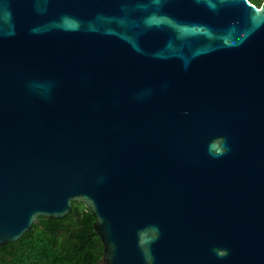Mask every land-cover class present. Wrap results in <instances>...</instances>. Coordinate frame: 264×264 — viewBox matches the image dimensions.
Here are the masks:
<instances>
[{
  "label": "water",
  "instance_id": "1",
  "mask_svg": "<svg viewBox=\"0 0 264 264\" xmlns=\"http://www.w3.org/2000/svg\"><path fill=\"white\" fill-rule=\"evenodd\" d=\"M72 202L95 264H264V1L0 0V245Z\"/></svg>",
  "mask_w": 264,
  "mask_h": 264
},
{
  "label": "trees",
  "instance_id": "2",
  "mask_svg": "<svg viewBox=\"0 0 264 264\" xmlns=\"http://www.w3.org/2000/svg\"><path fill=\"white\" fill-rule=\"evenodd\" d=\"M93 222L81 202L61 219L38 217L19 239L0 245V264H95L103 246Z\"/></svg>",
  "mask_w": 264,
  "mask_h": 264
},
{
  "label": "flooded vegetation",
  "instance_id": "3",
  "mask_svg": "<svg viewBox=\"0 0 264 264\" xmlns=\"http://www.w3.org/2000/svg\"><path fill=\"white\" fill-rule=\"evenodd\" d=\"M248 1L250 3H253L254 5H256L257 7H259L264 0H248ZM257 2H259V3H257Z\"/></svg>",
  "mask_w": 264,
  "mask_h": 264
},
{
  "label": "clouds",
  "instance_id": "4",
  "mask_svg": "<svg viewBox=\"0 0 264 264\" xmlns=\"http://www.w3.org/2000/svg\"><path fill=\"white\" fill-rule=\"evenodd\" d=\"M223 153H221V155H222ZM226 254V252L225 253H221L220 255L222 256V255H225Z\"/></svg>",
  "mask_w": 264,
  "mask_h": 264
}]
</instances>
